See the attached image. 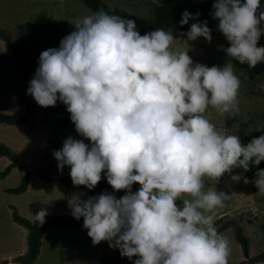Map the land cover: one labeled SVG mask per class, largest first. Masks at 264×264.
Here are the masks:
<instances>
[{"label":"clouds","instance_id":"9594fccd","mask_svg":"<svg viewBox=\"0 0 264 264\" xmlns=\"http://www.w3.org/2000/svg\"><path fill=\"white\" fill-rule=\"evenodd\" d=\"M259 9L260 0H215L211 13L230 42L228 56L249 67L264 62ZM199 15L185 10L179 23ZM74 24L59 47L41 52L27 93L43 107L62 102L76 131L90 140L69 136L54 150L58 168L70 166L73 184L93 189L104 173L126 194L73 195L71 214L83 217L94 245L107 241L121 256L138 257L133 264H228L230 243L215 226V213L231 195L214 186L205 191L204 178L216 181L264 161V134L244 144L205 115L209 107L239 113L233 63H194L188 50L174 48L173 32L141 35L134 20L103 8ZM198 37L211 41L207 21L191 24L187 39ZM254 183L264 194V169ZM48 214L41 208L33 220L42 225Z\"/></svg>","mask_w":264,"mask_h":264},{"label":"rangeland","instance_id":"374dc122","mask_svg":"<svg viewBox=\"0 0 264 264\" xmlns=\"http://www.w3.org/2000/svg\"><path fill=\"white\" fill-rule=\"evenodd\" d=\"M111 9L121 8L131 14L148 17L152 5L160 0H102ZM257 16H259V11ZM92 12L78 0H0V30L10 35L11 39L27 54L39 58L42 51L59 47L60 41L75 31V21ZM219 19H211L207 26L211 29V41L204 37L188 40L187 33L176 40L174 48L188 50L194 63L224 66L233 63L234 72L239 77V113L236 116L221 114L209 107L206 117L218 130L227 134L238 135L241 142L249 143L253 138L264 134V62L255 67L228 56L225 49L230 42L218 29ZM264 28V21L261 22ZM257 46H264L262 33ZM34 72L27 65H21L13 52L0 39V113L22 114L25 105L36 106L34 97L27 93L29 82ZM82 137L70 120L66 105L58 101L55 106L36 110L31 119L20 125L0 124V142L7 146L27 171L15 167L3 179H0V263L17 264L15 257L27 249V230L12 219V208L17 213L33 221L41 208H46L48 215H72L68 200L76 194L81 199H88V190L66 187L59 181H44L40 175L51 177H69L70 166L61 171L54 157V150L62 148L66 138ZM10 164L7 157H0V172ZM24 173L30 176L27 191L21 195L7 193V188L16 187ZM104 173H102V176ZM221 176L213 181L205 177V191L214 186L217 191L231 195L222 208L215 213V220L232 218L231 227L220 232L230 243L228 264H264V194H258L255 186V174L249 183ZM138 188L132 186V191ZM117 198L126 194L125 190H111ZM188 198V197H185ZM182 203V201H181ZM47 215V216H48ZM245 218L239 222L238 218ZM242 229V235L248 244V255L235 236V226ZM216 227L221 224L215 225ZM84 227L70 230L49 229L42 238L39 255L33 264H102L101 256L109 252L106 264H133L138 257L121 256L119 249L109 247V242L93 244ZM261 255L257 263H250V258Z\"/></svg>","mask_w":264,"mask_h":264},{"label":"trees","instance_id":"16d2710c","mask_svg":"<svg viewBox=\"0 0 264 264\" xmlns=\"http://www.w3.org/2000/svg\"><path fill=\"white\" fill-rule=\"evenodd\" d=\"M84 6H86L92 13L103 8L109 14H116L127 19L134 20L137 29L141 35L145 33L156 30L157 28H163L166 31L173 32V35L176 36V40L181 39L191 27V24L194 22H205L215 19L211 13L213 10V4L215 0H160L159 3L152 5L151 14L148 17H141L139 15H134L128 11L121 8L111 9L105 2L102 0H78ZM260 9L264 10V0H260ZM185 10H188L194 16L197 12L200 13L196 20H189L188 24L181 25L179 21L182 18V14ZM0 39L4 42L6 47H8L19 61L21 65H27L31 71L35 73L38 67V59L31 56L30 54L25 53L4 31L0 30ZM41 106L37 104L36 106H31L30 104L25 105V112L22 114H6L0 113V124L4 125H20L27 122L38 108ZM0 157H7L10 160L8 164L1 172L0 179L5 178L13 168L18 167L24 171H27L25 166L15 157L12 151L0 142ZM258 169H264V161H261L259 165H251L247 171H244L241 168H234L231 173H225L223 176L232 177L236 174H242L251 180V176L257 172ZM44 181H59L62 185L66 187H74L88 190V198L93 196H98L101 193L109 192L111 190V185L107 182L106 176L103 175L102 179L97 183L93 189H88L84 185H74L72 179L69 177H49L46 175H40ZM30 176L28 173H24L21 177L19 184L16 187L7 188L4 191L7 193H12L15 195L24 194L29 186ZM133 187L140 188L138 183H134ZM12 208V219L15 223L23 226L27 230V249L26 251L18 255L13 259L17 264H33L37 259L40 248L42 245V238L45 233L51 228H59L62 230L77 229L83 227V217L79 220L75 219L73 215H48L45 219V222L40 225L38 222L30 221L17 213V210L14 207ZM245 218L240 217L238 220L242 222ZM233 219H222L219 218L215 220V225L221 224L217 227L219 232L226 230L231 227L233 224ZM235 236L239 243L244 247V252L248 255V244L246 238L242 235V229L240 226H235ZM110 257L109 252H104L101 256V263L106 264L107 259ZM262 256H255L250 258V263L259 262ZM7 261H3L0 264H6ZM243 262L242 264H244Z\"/></svg>","mask_w":264,"mask_h":264},{"label":"crops","instance_id":"0c3cea01","mask_svg":"<svg viewBox=\"0 0 264 264\" xmlns=\"http://www.w3.org/2000/svg\"><path fill=\"white\" fill-rule=\"evenodd\" d=\"M240 175V174H239ZM232 178V177H231Z\"/></svg>","mask_w":264,"mask_h":264}]
</instances>
